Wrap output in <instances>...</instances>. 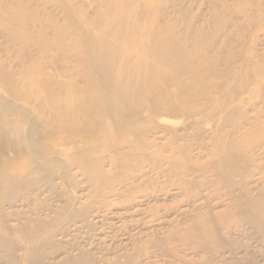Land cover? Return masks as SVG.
I'll return each instance as SVG.
<instances>
[{"label": "rangeland", "instance_id": "374dc122", "mask_svg": "<svg viewBox=\"0 0 264 264\" xmlns=\"http://www.w3.org/2000/svg\"><path fill=\"white\" fill-rule=\"evenodd\" d=\"M23 1L32 13L43 10L44 20L60 17L66 4ZM16 2L0 0L13 10ZM69 3L82 11L77 21L100 35L91 22L101 0ZM130 3L145 11L143 23L175 24L196 57L186 67H208L231 102L210 116L166 117L161 129L146 131L148 142L134 145L142 135L136 130L107 149L109 138L51 132L36 105L13 99L0 80V124L10 121L21 135L19 147H8L0 132V264H264V0ZM201 42L208 45L197 54ZM56 49L45 61H61ZM17 52L0 28L1 68L21 71ZM29 54L40 57L34 47ZM52 68L47 72L58 76ZM244 74L247 88L238 81ZM170 75L165 87L176 90L183 74ZM138 113L148 121L149 111ZM122 116L130 122L128 109Z\"/></svg>", "mask_w": 264, "mask_h": 264}, {"label": "bare ground", "instance_id": "6f19581e", "mask_svg": "<svg viewBox=\"0 0 264 264\" xmlns=\"http://www.w3.org/2000/svg\"><path fill=\"white\" fill-rule=\"evenodd\" d=\"M65 2L61 3V16H48L47 20L40 17L43 10H39L40 13L28 11L27 1L17 0L15 10L0 4V28L9 36L11 45L18 47L16 59L22 67L15 74L0 66L2 89L17 101L35 104L40 124H47L51 132L59 133L67 128L74 134L99 137L102 141L109 138L102 144L111 149L118 144L119 137L125 138L138 130L142 134L136 136L134 145H138L151 140L146 137V131L161 129L166 117L192 118L203 110L210 116L216 110L224 111L231 102L227 92L214 83L208 67L203 71L199 65L186 67L196 57L188 52L187 38L176 34L175 24L168 27L161 21L158 23V19L143 23L145 11L131 8L130 0H101L100 17L91 22L95 30L101 32L100 36L82 25V19L77 21L74 13L82 11L71 7L69 0ZM32 27L39 35L34 34ZM48 34L52 35L51 39ZM122 43L127 44L129 52L122 51ZM201 45L197 54L203 53L208 44L201 42ZM31 47L38 50V59L29 58ZM64 47L69 49L62 52ZM52 48L58 49V58L62 53L61 61H48ZM236 59L237 55H232L228 61ZM49 67H56L54 70L59 77L47 72ZM176 72L191 77L177 78L176 90H170L165 84L170 73ZM218 75L221 74L218 72ZM238 81L245 88L251 83L246 74ZM86 103L91 107H86ZM126 109L130 115L128 123H125L127 119H122ZM139 111H149L148 121L138 117ZM120 124H128L125 132L120 133V129L115 128ZM17 129V125L2 119L0 132L4 146L6 143L8 147L21 145ZM34 143L38 144L37 139ZM3 192L9 197V187H4Z\"/></svg>", "mask_w": 264, "mask_h": 264}]
</instances>
